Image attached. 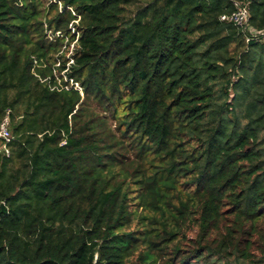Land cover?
<instances>
[{"label": "trees", "instance_id": "obj_1", "mask_svg": "<svg viewBox=\"0 0 264 264\" xmlns=\"http://www.w3.org/2000/svg\"><path fill=\"white\" fill-rule=\"evenodd\" d=\"M235 2L264 30V0H0V264H264V42Z\"/></svg>", "mask_w": 264, "mask_h": 264}, {"label": "built area", "instance_id": "obj_2", "mask_svg": "<svg viewBox=\"0 0 264 264\" xmlns=\"http://www.w3.org/2000/svg\"><path fill=\"white\" fill-rule=\"evenodd\" d=\"M236 10L232 13H225L221 16L222 21L232 23L235 27L247 35V40H262L264 42V30L256 31L250 25L251 15L249 9L239 2H235ZM12 111L10 109L5 113L0 122V157L9 158L16 142L17 136L13 132Z\"/></svg>", "mask_w": 264, "mask_h": 264}, {"label": "rangeland", "instance_id": "obj_3", "mask_svg": "<svg viewBox=\"0 0 264 264\" xmlns=\"http://www.w3.org/2000/svg\"><path fill=\"white\" fill-rule=\"evenodd\" d=\"M72 26H73V24H71L70 28H72ZM59 82H60V81H59ZM64 82H65V80H64ZM72 84H73V83H72ZM76 87L78 88L79 85H77ZM16 121H19V120L16 119ZM17 136H18V135H17ZM18 137L21 139V138L23 137V135H22V137H21V135H19ZM18 137H17V138H18ZM19 138H18V140H19ZM17 142H18V141H17ZM17 142H16V143H17Z\"/></svg>", "mask_w": 264, "mask_h": 264}]
</instances>
